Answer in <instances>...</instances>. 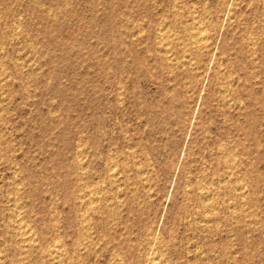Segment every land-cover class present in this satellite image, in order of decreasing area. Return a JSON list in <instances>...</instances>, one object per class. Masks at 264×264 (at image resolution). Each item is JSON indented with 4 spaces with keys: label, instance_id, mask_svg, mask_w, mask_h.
I'll return each instance as SVG.
<instances>
[{
    "label": "rangeland",
    "instance_id": "rangeland-1",
    "mask_svg": "<svg viewBox=\"0 0 264 264\" xmlns=\"http://www.w3.org/2000/svg\"><path fill=\"white\" fill-rule=\"evenodd\" d=\"M190 18L197 75L158 38ZM149 231L165 264H264V0H0V264H50L56 238L66 264H146Z\"/></svg>",
    "mask_w": 264,
    "mask_h": 264
},
{
    "label": "bare ground",
    "instance_id": "bare-ground-1",
    "mask_svg": "<svg viewBox=\"0 0 264 264\" xmlns=\"http://www.w3.org/2000/svg\"><path fill=\"white\" fill-rule=\"evenodd\" d=\"M190 14H193V13H190ZM195 14V13H194ZM197 14V13H196ZM198 15V14H197ZM197 15H195V16H197ZM194 16V15H193ZM192 16V18H195V16L193 17ZM198 17V16H197ZM199 18V17H198ZM191 19V18H190ZM192 20L193 19H191V22H192ZM196 20H197V18H196ZM195 19L193 20V23L192 24H194L193 26H192V28L191 27H188V28H186V30H185V28H184V30L186 31V32H188V36H189V38H190V41L189 42H182V41H180L181 43H183V45H190L191 44V46H186V47H184L183 48V46L181 47V50L183 51V55L182 56H184L185 57V55H186V57H185V59L183 60L181 57H180V55H178V54H175V52H177V50L179 49V47L180 46H178V44H180V42L179 41H177L176 40V38L177 37H180L178 34V36L177 37H175V35H176V33H175V35L174 36H172V39H170L169 37L167 38V34L169 33L168 31L169 30H167V34H164L165 32H163V31H159V44H161V52H162V56L165 58V60H166V62H167V66L169 67V71L170 70H172V71H174V70H176V69H178L180 66H182L183 64H189L190 66H192L193 67V70H194V72H195V74L197 75V73H200L201 74V72H200V67H201V65H200V62H199V60L197 59V55L198 54H200V53H205L206 51H208L209 50V48H210V45H211V41H210V34L206 31V29L204 28V26H202V24L200 25L199 24V22H197ZM201 21V20H200ZM191 24V23H190ZM191 24V25H192ZM183 29V28H182ZM165 30V29H164ZM184 30H181V31H184ZM171 31V30H170ZM185 32V33H186ZM171 34H174V33H172L171 32ZM187 34V33H186ZM171 36V35H170ZM167 39H168V41H167ZM179 40H181V39H179ZM179 42V43H178ZM160 48V47H159ZM184 52H187L188 54H184ZM195 53V55L193 56V54ZM175 54V55H174ZM192 54V55H191ZM189 56V57H188ZM171 71V72H172ZM226 89H224V91H225ZM63 91V90H62ZM80 147V146H79ZM81 148V147H80ZM78 149V148H77ZM85 149V148H84ZM224 149V148H223ZM80 150V149H79ZM86 150V149H85ZM76 151V150H75ZM82 152V151H81ZM222 152V151H221ZM229 152V151H228ZM78 153V152H77ZM83 153V152H82ZM226 154V153H225ZM230 154V153H229ZM76 155V154H75ZM79 155V154H78ZM83 155V154H82ZM77 156V155H76ZM85 156H88V154L87 155H85ZM223 156V155H222ZM79 157H80V159H82L81 158V154L79 155ZM226 157V156H225ZM235 157H237V156H235ZM228 158H229V155H228ZM227 158V159H228ZM238 158V157H237ZM77 159V158H76ZM226 159V160H227ZM85 160H86V158H85ZM225 160V161H226ZM234 160H236V159H234ZM82 161H83V159H82ZM230 161H231V159H230ZM229 161V162H230ZM233 161V160H232ZM85 162V161H84ZM83 162V163H84ZM111 162V161H110ZM238 162V161H237ZM81 163V162H80ZM227 163V162H226ZM232 164H233V162H231ZM240 163V162H239ZM229 164V163H228ZM237 163L235 162V165H236ZM110 165V164H109ZM108 165V166H109ZM112 165H113V162H112ZM117 165V164H116ZM234 165V166H235ZM82 165H80V167H81ZM85 166V165H84ZM79 167V168H80ZM232 167V166H231ZM237 167V166H236ZM236 167H235V169H236ZM75 168V167H74ZM86 168V167H85ZM109 168V167H108ZM110 168H112V167H110ZM226 168H227V165H226ZM81 169H82V167H81ZM115 169V167H113V169H111V170H114ZM79 170V169H78ZM84 170V169H83ZM85 170H87V169H85ZM84 170V171H85ZM232 170V169H231ZM80 171H82V170H80ZM140 171V170H139ZM143 171V170H142ZM234 171V170H233ZM83 172V171H82ZM111 172H113V171H111ZM115 173V172H114ZM232 173V172H231ZM115 175H116V173H115ZM79 176V175H78ZM79 178H80V176H79ZM84 178V177H83ZM77 180V179H76ZM80 180H82V179H80ZM222 182H223V180H222ZM220 183V182H219ZM237 183V182H236ZM222 184V183H221ZM221 184H220V186H221ZM224 185H225V183H223ZM241 184V183H240ZM81 186V185H80ZM219 186V187H220ZM239 186V185H238ZM244 186V185H243ZM78 187V186H77ZM89 187V186H88ZM94 187H96V186H94ZM98 187H99V185H98ZM101 187V186H100ZM99 187V188H100ZM223 187H225V186H223ZM231 187V186H230ZM80 188V187H79ZM118 188H120V187H118ZM200 188V187H199ZM227 188H228V186H227ZM234 188V187H233ZM201 189V188H200ZM203 189H204V187H203ZM225 189V191L227 190L226 188H224ZM240 189H242L241 188V186H240ZM244 189V188H243ZM102 190V189H101ZM101 190H99V193H102V192H100ZM234 190V189H233ZM232 190V191H233ZM237 190V189H236ZM80 191V190H79ZM78 191V192H79ZM81 191H82V193H81V196H79L78 194V197L77 198H82V202H83V200H86L87 199V201L89 202V205H91V208H93V211H94V203H96V201L98 200V190L97 189H93V187L92 188H89V189H85L84 188V186L81 188ZM200 191V190H199ZM203 191H205V189L203 190ZM238 191V190H237ZM236 191V192H237ZM245 191V190H244ZM75 192V191H74ZM209 192V191H208ZM205 193V192H203V193H201L202 194V196H203V199H201L202 198V196L201 195H199L200 197V199L202 200V202L201 203H203V208H205V207H209V206H212L211 204H210V202H208V201H206V200H208V198H209V193ZM212 192V191H211ZM234 192V191H233ZM240 192V191H239ZM213 193V192H212ZM221 193H224V192H221ZM228 193V192H227ZM197 194V193H196ZM215 194V193H214ZM217 194V193H216ZM235 194V193H234ZM238 194V192L236 193V195ZM242 194V193H241ZM244 194V193H243ZM76 195V194H75ZM100 196V195H99ZM211 196H212V194H211ZM75 198H76V196H74ZM101 197V196H100ZM241 197H243V196H241ZM198 198V199H199ZM216 198V197H215ZM244 198V197H243ZM100 199V198H99ZM213 199V198H212ZM242 199V198H241ZM101 200H103V198L101 199ZM100 201V200H99ZM212 201V200H211ZM214 201V200H213ZM212 201V202H213ZM75 202V201H74ZM78 202V201H77ZM84 202H86V201H84ZM102 202V201H101ZM211 202V203H212ZM230 202V201H229ZM227 203V204H229L230 205V203ZM241 202H242V200H241ZM100 202H98V204H99ZM205 203V204H204ZM217 203V202H216ZM215 204V203H214ZM234 204V203H233ZM237 204V202L234 204V205H236ZM84 205V204H83ZM86 205V204H85ZM97 205V204H96ZM233 205V206H234ZM237 205H240V204H237ZM243 205V204H242ZM98 206V205H97ZM101 206V205H100ZM230 206H232V204L230 205ZM87 207H89V206H87ZM235 207V206H234ZM233 207V208H234ZM100 208H102V207H99V209ZM212 208H213V206H212ZM214 208H217V207H214ZM214 208H213V210H214ZM85 209V208H84ZM84 209H82V210H84ZM103 209V208H102ZM107 209V208H106ZM133 209H135V206L133 207ZM208 209V208H207ZM206 210V209H205ZM210 210H211V207H210ZM213 210H212V213H215L216 211V209L214 210L215 212H213ZM99 211V210H98ZM98 211H96V212H98ZM101 211V210H100ZM103 211H105V210H103ZM203 211H204V209H203ZM89 212V211H88ZM91 212V211H90ZM96 212H94V213H96ZM108 212V211H107ZM196 210H194L193 212H192V215H196ZM208 212V211H207ZM206 212V213H207ZM218 212V211H217ZM81 213V212H80ZM91 213H93V212H91ZM91 213H89V214H91ZM202 213H204V212H202ZM88 214V215H89ZM190 214V213H189ZM200 214V213H199ZM205 214V213H204ZM210 214V213H209ZM235 214V213H234ZM111 215V214H110ZM215 215V214H214ZM236 215H238V214H236ZM91 216V215H90ZM79 217V216H78ZM92 217V216H91ZM91 217H88L87 216V214L86 213H82V221H83V224H85V227L87 228L88 226H90L89 224H88V218H91ZM111 217V216H110ZM195 217H197V216H195ZM194 217V218H195ZM218 217V216H217ZM236 217H239V216H236ZM201 218V217H200ZM212 218H214V217H212ZM219 218V217H218ZM222 218V217H221ZM220 218V219H221ZM23 219V218H22ZM193 219V218H192ZM197 219V218H196ZM205 219H207L206 217H204L203 218V220H205ZM195 220V219H194ZM211 220V219H210ZM209 220V221H210ZM215 220V219H214ZM20 221V220H19ZM197 221H199V220H197ZM217 221V220H216ZM22 222V221H21ZM194 222V221H193ZM203 222H205V221H203ZM207 223V226L209 225L208 223H210V222H208V221H206ZM211 222H212V220H211ZM214 222V221H213ZM212 222V223H213ZM20 223V222H19ZM57 223V222H56ZM196 223H198V222H196ZM201 223V222H200ZM54 224V223H53ZM78 224V223H77ZM81 224V223H80ZM90 224H91V222H90ZM203 225H205L204 223H203ZM210 225H212V224H210ZM55 226V225H54ZM81 226H83V225H81ZM202 226V225H201ZM21 227H22V225H21ZM24 227V226H23ZM83 228H84V226H83ZM82 228V229H83ZM85 228V229H86ZM19 229V228H18ZM24 229H25V227H24ZM89 229H90V227H89ZM88 229V230H89ZM87 230V229H86ZM87 230V231H88ZM91 230V229H90ZM21 231H23V230H21ZM30 231L31 230H27L26 229V231L25 232H23L24 234H23V239L25 240V241H27V240H31L32 239V236L30 235L31 233H30ZM87 231H84V232H82L80 235H79V237L76 239V241L74 242V244H73V247H74V250H73V254L72 253H70V255H71V258H73L74 260H79V259H81V256H82V254L83 253H86V252H88V249H89V244L88 243H86L84 240L86 239H82V236H84V235H86V233H87ZM89 232V231H88ZM88 235H90V234H88ZM92 235H93V233H92ZM20 236V235H19ZM94 236V235H93ZM35 238V237H34ZM88 238H90V237H88ZM33 240V239H32ZM20 241H21V239H20ZM23 241V240H22ZM24 241V242H25ZM34 241V240H33ZM53 242L51 243V246L49 247L50 249H49V252H47V250H46V252H47V254H49L48 256H47V254L45 255V256H47L48 258H49V260H50V264H66V252H67V250L66 249H64V247H63V244H62V242L59 240V239H54V240H52ZM35 242V241H34ZM33 242V243H34ZM94 241H92V243H93ZM29 244H31V243H29ZM24 245V244H23ZM163 245H166V243H165V241H164V239L163 238H161L160 236H157V235H154L153 234V232L152 231H149L148 232V237H147V240H146V249H147V252H146V256H145V259H146V264H165L164 262H165V260L166 259H164V255H163V253L161 252V248H162V246ZM25 246V245H24ZM29 246V245H28ZM32 246V245H31ZM34 246V245H33ZM32 246V247H33ZM32 247H30V248H32ZM66 247V246H65ZM25 248H29V247H27V245L25 246ZM26 250H30V249H26ZM25 250V251H26ZM66 250V251H65ZM28 252V251H27ZM90 252V251H89ZM29 253V252H28ZM45 253V252H44ZM43 253V254H44ZM68 253V252H67ZM73 259H72V261H73ZM122 259V258H121ZM120 258H118V260H116V258H115V262L116 261H118L120 264L122 263V261L124 262V260L122 259L121 260ZM67 260H68V258H67ZM76 260V261H77ZM66 261V262H65ZM80 262V261H79ZM78 262V263H79ZM69 263V262H68ZM67 263V264H68ZM116 264V263H115ZM124 264V263H123Z\"/></svg>",
    "mask_w": 264,
    "mask_h": 264
}]
</instances>
